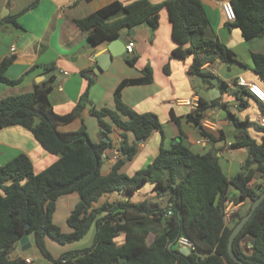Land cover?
<instances>
[{
    "label": "trees",
    "instance_id": "trees-1",
    "mask_svg": "<svg viewBox=\"0 0 264 264\" xmlns=\"http://www.w3.org/2000/svg\"><path fill=\"white\" fill-rule=\"evenodd\" d=\"M231 3L236 21L228 23V27L239 29L246 41L263 37L264 0H231ZM164 9L176 43L172 55L181 59L193 57L190 68L193 77L207 83L211 75L203 70L206 64L217 59L235 61V54L212 31L200 0H165L160 4L138 0L127 6L113 2L78 21L77 25L92 43L100 44L119 39L124 30L131 32L143 24L156 31ZM5 21L16 24L15 18ZM13 62L14 58H8L0 65V81L7 85L17 84L5 76ZM127 62L133 66L137 58ZM253 62L255 73L264 79V56L253 55ZM87 80L90 88L94 82L88 77ZM152 81V69L148 66L142 78L125 80L118 86L114 93V111L92 110L100 127L102 140L99 143L90 139L85 124L76 132L59 131L60 126L81 116L88 104V89L66 117H59L53 111L50 101L53 78L36 86L32 93L0 100V130L23 127L32 133L45 152L58 157L40 173H35L32 161L25 154L0 167V264H37L13 256L25 236L34 237L44 259L51 264H237L228 252L230 235L264 192L263 127L242 122L228 112L236 131L231 148L248 151L241 172L231 179L223 173L214 151L199 155L176 139L166 148L164 136L158 156L133 176L122 170L137 155V144L123 138L120 148L123 158L109 175H102L104 153L112 147L109 134L113 126L132 133L142 144L154 133L164 134L158 116L139 114L122 101L125 88L149 85ZM217 106L216 100H200L199 111L188 116V121L213 143L220 140L205 130L201 121L208 109ZM261 111L264 115V106ZM171 116L179 123L174 113ZM105 119L112 124H107ZM250 127L263 134L261 143L249 135ZM256 176L263 181L262 186H252ZM147 184L153 186L157 196L170 195L165 208L152 200L131 203L130 198ZM231 189L236 191L235 196H231ZM115 193L129 200L98 205L102 198ZM71 194H77L80 201L67 220L71 232L64 233L54 224L53 217L57 201ZM231 203L249 204V208L235 210L229 225L225 211ZM92 227H95L94 241L87 249L71 251L56 259L46 247V238L61 246L79 242ZM121 235L125 241L118 245ZM182 237L188 238L196 248L188 256L178 250ZM246 239L251 248H244ZM233 252L246 264H264V200L235 238Z\"/></svg>",
    "mask_w": 264,
    "mask_h": 264
},
{
    "label": "crops",
    "instance_id": "crops-1",
    "mask_svg": "<svg viewBox=\"0 0 264 264\" xmlns=\"http://www.w3.org/2000/svg\"><path fill=\"white\" fill-rule=\"evenodd\" d=\"M136 1L138 0H0V65L5 59L14 58L5 76L17 82L15 85H7L0 81V100L32 93L36 86L53 78V91L50 95L53 111L59 117H66L78 106L82 95L88 89V104L81 116L60 126L59 131L76 132L85 124L90 139L94 143H99L102 140L100 127L92 115V110L114 111V93L118 86L125 80L142 78L143 71L149 66L152 69V83L125 88L122 92V101L139 114L152 113L158 116L164 134L154 133L145 144L137 145V155L124 166L122 172L133 176L148 167L158 156L164 136L166 148H169L171 142L176 139L199 155L214 151L227 178L235 177L241 172L248 151L231 148L235 142L236 131L228 119V112L242 122L249 121L257 125L264 118L261 111L264 104L257 103L247 89L251 84L264 89V79L255 73L253 62V55L264 56V36L246 41L239 29L228 27L219 0H200L212 31L219 41L235 54V61L223 62L217 59L214 63L204 66V72L211 75L209 82L204 83L200 78L191 75L193 57L186 59L173 57L172 52L176 48V43L172 37V25L166 9L161 11L160 26L156 31H152L146 24L137 26L131 32L124 30L119 39L126 45L134 41L133 54L125 53L121 58L113 59L108 71L98 74L97 58L106 51L108 42L92 43L77 22L113 2L127 6ZM149 1L153 4L165 2ZM7 18H15L16 24L6 22ZM131 58H137L133 66L127 62ZM87 77L94 82L90 88ZM210 88H216L220 92L215 99L219 106L208 109L205 113L215 125L211 134L216 140H220L216 143L204 138L199 129L188 121V116L192 112L188 103L195 98L211 102ZM222 105H226V108ZM171 113H174L179 123L175 122ZM105 121L112 124L109 119ZM248 133L258 143L262 142V133L252 127ZM123 138L130 144L136 143L132 133L113 126L109 134L112 143L109 150L118 148ZM21 154L30 158L35 173L42 172L58 160V157L45 152L32 133L23 127L15 126L0 130V167ZM114 165L111 161H105L101 170L102 175H109ZM262 185L263 181L256 176L252 186ZM230 194L235 196L237 193L231 189ZM169 197L168 193L157 196L153 192V186L147 184L131 197L130 201L140 203L150 199L157 202L161 208H165ZM123 200L128 201L129 198L115 193L102 198L98 205ZM79 201L77 194L62 197L57 201L53 222L64 233L71 232L67 220ZM245 205L244 203L236 205L235 210H244ZM231 223L232 221L227 224ZM90 233L89 231L87 236ZM94 236L95 232L85 246L78 243L66 245L62 249L65 250L66 247L69 249L65 251H56L54 246L56 242L50 238H46L45 243L48 251L57 259L63 252L81 251L91 247ZM29 239L32 246L37 247L34 237L29 236ZM124 241V235L117 239L118 245H122ZM150 241H153V238ZM248 242L249 239H246L244 245L247 244V247L251 248ZM181 249L178 245V250ZM24 254L19 253L22 258L31 259L37 264H39L37 260L44 259Z\"/></svg>",
    "mask_w": 264,
    "mask_h": 264
},
{
    "label": "water",
    "instance_id": "water-1",
    "mask_svg": "<svg viewBox=\"0 0 264 264\" xmlns=\"http://www.w3.org/2000/svg\"><path fill=\"white\" fill-rule=\"evenodd\" d=\"M126 53V44L121 39H116L109 41L106 47V51L97 58L98 62V74L108 71L113 59L124 56ZM220 93L216 88H210L209 95L210 99L213 101L217 98V94ZM105 141H108L107 139ZM137 145H141V141H136ZM264 200V192L261 196L252 204L250 212L235 226L229 238L228 252L230 258L237 264H246L243 261L239 260L233 252V243L238 234L242 231L248 220L251 218L256 209L260 206ZM163 223H166V218L163 219ZM252 246V245H251ZM20 252H24L25 256L28 257H43L41 251L38 247H33L30 242L29 236H25L19 243L17 251L14 253L15 257H21ZM180 253L188 256L192 254V251L187 248H182Z\"/></svg>",
    "mask_w": 264,
    "mask_h": 264
},
{
    "label": "built area",
    "instance_id": "built-area-1",
    "mask_svg": "<svg viewBox=\"0 0 264 264\" xmlns=\"http://www.w3.org/2000/svg\"><path fill=\"white\" fill-rule=\"evenodd\" d=\"M219 3H220L221 10H222L224 20L226 21V23H231V24L234 23L236 21V14H235V11L233 9L231 0H219ZM134 49H135L134 41H131L126 45V53L127 54H129V55L133 54ZM13 50H14V48H13ZM247 89H248L249 95L256 102L264 104V89L262 87H260L259 85H256V84H251V85H248ZM188 104L191 106V110L193 113L199 111L200 99L195 98L194 100L190 101ZM201 125L205 130H207L209 132H211L212 130L215 129L214 123L210 120L209 117H206L205 115L201 121ZM259 125L264 128V118L261 120ZM120 148H121V145L118 148L113 149V150L108 149L104 153V156H103L104 162L105 161L106 162L111 161L112 163L116 164L120 159H122L124 155H123ZM235 209H236V205L234 203H231L227 207V209L225 211V220H226V222L229 220L227 223H229L232 220L231 218H232V215H233ZM178 245L181 248L190 249L192 252L196 250L194 244L186 237L180 238L178 241ZM14 258H17V257L14 256ZM26 262L31 263L32 260L26 259Z\"/></svg>",
    "mask_w": 264,
    "mask_h": 264
},
{
    "label": "rangeland",
    "instance_id": "rangeland-1",
    "mask_svg": "<svg viewBox=\"0 0 264 264\" xmlns=\"http://www.w3.org/2000/svg\"><path fill=\"white\" fill-rule=\"evenodd\" d=\"M119 58H121V57H119ZM143 192H144V191H143ZM149 200H150V199H149ZM244 208H245L244 211L247 210V209L249 208V204H246V205L244 206ZM231 219H232V218H231ZM228 221H229V220H228ZM228 221H227V222H228ZM230 222H231V221H230ZM230 222H229V223H230ZM90 232H91V233H90L89 236L86 235L82 240H80L79 242H76V243H74V244H77V243H78V244H82V246L87 245L88 242L91 240V236H92V234L95 232V228L92 227L91 230H90ZM54 244H55L54 246L56 247V248H55L56 251H58V250L62 251V250H63L62 248L65 247V246H61V245H59L58 243H54ZM78 246H79V245H78ZM59 248H60V249H59ZM244 248L247 249V246L245 245ZM66 249H69V247H66ZM66 249H65V250H66ZM65 250H63V251H65ZM54 253H56V252L54 251ZM63 253H64V252H63ZM63 253H62V254H63ZM66 253H68V252H66ZM66 253H64V254H66ZM62 254H61V255H62ZM55 255H56V254H55ZM61 255H60L59 257H61ZM37 262H38L39 264H51V263H50L48 260H46V259H39V260H37Z\"/></svg>",
    "mask_w": 264,
    "mask_h": 264
}]
</instances>
